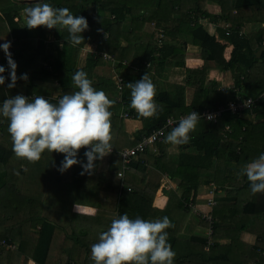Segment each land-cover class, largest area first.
I'll list each match as a JSON object with an SVG mask.
<instances>
[{
  "label": "trees",
  "instance_id": "16d2710c",
  "mask_svg": "<svg viewBox=\"0 0 264 264\" xmlns=\"http://www.w3.org/2000/svg\"><path fill=\"white\" fill-rule=\"evenodd\" d=\"M41 3H48L55 8L66 7L74 16L85 17L88 29L81 33L84 43L69 44L67 30L52 29V37L71 47L74 53L62 59L53 57L44 43L49 30L44 27L27 29L26 24L19 18L16 19L18 14H12L8 10L14 8L16 3H12V0H0L2 15L5 14L6 19L15 25V28L5 29V34H0V45L10 42L9 51H12L11 57L17 65L16 74L18 70H24L22 74H27V80H20V76H17L16 86L9 89L7 59L0 50V66L5 68L3 75L6 77L5 83L0 85V106L4 99L18 94L25 97L43 96V91L48 89L40 86L45 82L52 85L53 92H58V97L48 98L50 102L56 103L63 95L78 91L73 85L72 76L76 71L83 70L92 81L93 87L104 91L114 102L109 109L112 113L110 119L113 151L103 160L95 162L91 175H81L80 164L61 174L57 169L64 159L63 154L42 153L41 159L35 163L16 158L11 150L8 121L0 117V241L5 243L0 248V264H27L28 260L35 264H69L70 260V264H94L90 258L92 244L79 241L76 236L73 238V233L65 222L58 228L49 221L54 220L55 215L52 209L44 205L45 198L42 195L46 193L50 202L52 192L59 200L67 199V202L94 206V218L85 219L97 225L103 222L97 217L107 221L124 213L130 219L139 217L149 221L167 216L173 225L166 229L167 242L171 243L175 252L172 241L173 233L177 234L181 226L179 218L183 217L184 208L187 209L189 202L196 207L193 203L202 187H206L207 193L212 194L216 200L213 207L214 246L206 252V240H195L190 251L197 261H183L180 258L177 259L181 261L178 263L174 258V264H200V258L204 264H219L217 260L221 261L220 264H248L249 260H253L247 257L250 252L247 255L243 252L244 247L231 255L233 246L230 245L235 238L229 241L228 249L216 241L217 232H230L234 227L241 228L238 232L247 230L246 221L250 214L255 217L264 212V193L251 194L247 178L237 175L250 162L245 140L254 130H258L259 119L264 120V85L261 83L264 52L257 59V50L252 49L248 39V34L254 27H262L263 30L260 29L257 37L253 35L252 41L255 38L257 48L264 44V0H41ZM150 12L152 14L149 15ZM147 19L154 20V26L161 28L162 32L155 49L150 50L151 42L145 44L142 57L137 58V43L141 44L139 33L142 27L146 28ZM207 25H212L213 34L209 33ZM246 27L251 32L248 33ZM167 37L172 42L166 41ZM178 38L181 39V47L175 43ZM86 43L94 45L95 52L88 54L84 65L78 69L74 65V59ZM228 44L231 50L228 58H225L224 52ZM189 46L199 50L203 67L197 70L186 69L184 85L167 84L168 71L163 64H168V67H183L184 54L180 48L185 50ZM101 52L113 57L117 74L122 78L119 102L113 99L118 92L115 80L110 74L98 73L101 67L106 69L108 66L99 54ZM26 67L28 71L25 70ZM209 70L229 74L234 80V87L239 89L238 92L234 88L227 89V92L216 91L218 86L207 78ZM145 72L152 74L154 85L161 84L156 90L154 100L163 110L151 118L141 117L129 107L131 90L127 88V84L138 81ZM188 87L193 89L194 95L190 104L186 105ZM212 90L224 97L217 95L218 98L208 104L207 109L211 106H224L228 101L239 97H250L255 103L240 115L224 113L216 123L204 122L207 125H200V131L190 132L189 144L178 146L183 154L175 162L167 160L165 163V135L162 142L154 145L159 149L158 155L152 152L151 147H147L144 152L139 153L136 161L128 165L123 179L116 178L122 168L119 155L121 150L133 147L143 136L163 127L169 118L178 119L180 115L192 111L199 113L203 110L200 105L202 100L214 98L208 95ZM125 112L132 116L128 120L142 123V128L134 133L132 140L125 132L126 119L119 117ZM255 120L258 123L253 125ZM226 125L231 130L226 134L224 143H221ZM191 149L193 151H189ZM86 150L80 149L77 157L85 163ZM262 153L264 144L258 155ZM220 162L221 166H217ZM157 173L159 176L165 174L171 179H179L183 189L180 198L174 192L171 193L162 209L153 206L155 193L160 186ZM235 180H241V184L233 185ZM208 197L206 194V201ZM50 204L53 206L52 202ZM64 210L66 208L58 211L60 217L56 220L70 222L71 217L63 215ZM228 214H231L229 220ZM40 224V230L35 232V226ZM201 225L203 228L207 227L204 222ZM54 234L59 238L54 239ZM14 245L16 251L7 248ZM255 246L264 250L263 245ZM177 255H183V252H175V256ZM212 258L214 260L208 262Z\"/></svg>",
  "mask_w": 264,
  "mask_h": 264
},
{
  "label": "clouds",
  "instance_id": "9594fccd",
  "mask_svg": "<svg viewBox=\"0 0 264 264\" xmlns=\"http://www.w3.org/2000/svg\"><path fill=\"white\" fill-rule=\"evenodd\" d=\"M26 28L29 30L44 27L48 30H67V43H84L81 33L88 29L87 19L74 16L66 7L55 8L48 3H35L24 9ZM10 42L0 45L7 59L10 80L7 87L14 88L17 82V65L9 51ZM63 47V44L60 45ZM106 56V55H105ZM5 68L0 66V85L5 83ZM20 80H27L22 74ZM73 85L78 91L65 94L56 103L42 95L29 99L16 95L3 100L0 117L8 121L7 131L12 142V152L16 158L35 163L41 154H63L64 159L57 169L61 174L72 166L80 164L81 175H91L95 162L103 160L111 153V115L109 109L113 101L102 90H96L83 70L72 76ZM131 90L129 107L141 117L151 118L163 109L154 100L155 85L148 73L134 82L128 83ZM201 115L192 111L179 119V122L166 135L164 143L173 146L189 144V133L195 131ZM206 119H213L212 115ZM86 163L77 159L80 149ZM239 176H245L253 195L264 193V153L247 163ZM173 227L167 216L162 219H130L127 213L112 219L107 230L98 236V242L91 245L90 258L94 264H174L175 252L168 241L166 229Z\"/></svg>",
  "mask_w": 264,
  "mask_h": 264
},
{
  "label": "crops",
  "instance_id": "0c3cea01",
  "mask_svg": "<svg viewBox=\"0 0 264 264\" xmlns=\"http://www.w3.org/2000/svg\"><path fill=\"white\" fill-rule=\"evenodd\" d=\"M34 1H36V0H17L14 8H10L8 10L12 11V14H14V12H16L18 14V16H16V19L19 18V20H21L24 24H26L25 13H24V9H25L24 5L30 4V3L31 4L37 3V2H34ZM13 2H15V0H12V3ZM39 3H41V0L39 1ZM8 10H6V11H8ZM14 10H16V11H14ZM2 14L3 13H2V11L0 9V34L3 33V32L5 34V29L15 28V25H12L10 23V21H8V19H6L5 14L4 15H2ZM258 34H259V32H258ZM10 41H12L11 38H10ZM44 43L46 45V49H48V53H50V55H52L55 58L62 59V58H66L69 55L68 54V49H67V54H65V49H66L65 46H67V45L64 44V42H62V41L55 40L52 37L51 30H49V32L46 34V40H45ZM61 44H63V47L60 46ZM90 45L91 44L86 43L85 46H83L80 49V51L76 55V58L74 59V57H73L74 65H75L76 68H78V69L81 68L84 65V63H85L86 56L88 54H90V53L86 52V48L89 49V50H95V46L93 45V48L91 49ZM251 45H252V49H256L257 43L255 41V38L252 41ZM193 48L194 47H191V49H190V46H189L188 50L190 49V51H191ZM61 49L64 50V53L56 56V54H58V52ZM226 50H227V52L225 54V57L228 58L229 52L231 50L230 44H228L226 46ZM54 51H55L56 54L54 53ZM73 55H74V53H73ZM193 57H197V56L191 55V57L189 56V57H187V59H185V55H184V66L186 68H184V66L183 67H176L175 66V67L179 68V69H182L183 70L182 74H185V70L186 69H196V70L200 69V68H198L199 65H196L197 63H193L192 65L187 66V64H188V62H190V60H193L195 62H197L196 61L197 59L199 60V58H193ZM105 62L107 63L106 65H108V66H107L106 69L101 67L99 69V71H98L99 75L110 74L112 76V78L115 80V78L118 77V74H117L118 71H117V69L115 67L116 66L115 65L116 62H114V60L112 62L111 61H105ZM185 63H186V65H185ZM144 64L147 67L149 66L147 62H145ZM228 76H229V74L224 73V72H220V73L210 72L209 75H208V78L210 80L215 81V83H217L216 81L218 79L223 78V81L226 82V84H224V85L227 88H229V89H231V88L237 89V88L234 87L233 83H228ZM183 78H185V77H183ZM182 80H183V83H184V79H182ZM56 83L57 82H55V84ZM261 83L264 85V71H263V74H262V77H261ZM45 84L40 86L41 88L48 89L47 91H43L44 92L43 96L46 99L58 97L57 96L58 92L57 91L53 92L52 85L50 83H46V82H45ZM175 84H177V83H175ZM184 84L178 83V85H184ZM216 85L218 86V84H216ZM188 89H190V88H186V97H187V94H188V92H187ZM218 89H219V86H218L217 90ZM238 90H235V91L237 92ZM35 96L36 95H32V96L29 97V99H34ZM113 99H114V101L119 102L120 101V93L119 92L115 93ZM206 107H209V106L206 105L205 108ZM218 107H223V105H218L216 107H212L211 106V108H213V109H216ZM205 111H208L207 108H206ZM122 115H123V113H122ZM122 115L119 116L120 119L122 118L123 120H125L122 117ZM128 122H129L130 125L128 124ZM204 122H205L204 120H200V122L198 123V125L196 127V130H195L196 133L201 130L200 125L206 124ZM124 123H126V127H125L126 135L129 137L130 140H132L133 137H134L133 136L134 133L142 128V123L140 121L138 122V121H135V120H133V121L132 120H126V121H124ZM263 132H264V120L259 119V128H258L257 131L254 130V132L252 133V136L245 140L246 146L247 147L248 146L252 147V146H254L256 144V140L252 139V137L261 138V139H258V141L261 142V143L263 142V144H264V138H262ZM130 148H132V147H130ZM165 148H166V154H167V155L165 154L166 155L165 163L167 162V160L175 162L179 158V156L181 154H183L182 150H180L179 148L175 149V146H173V145H168V147L166 146ZM125 149H129V148H125ZM245 149H246V147H245ZM153 150H154L153 153L155 155L159 154L158 153L159 149L157 147L156 148L154 147ZM189 151H193V150L191 149ZM247 151H248V148H247ZM155 152H157V153H155ZM247 153L249 155L251 154L249 151ZM258 156L254 157V158H251L250 162L253 159L258 158ZM103 163H104V167H105V161ZM103 163H102V165H103ZM152 174H153V176H156L154 173H152ZM157 176H159V173H157ZM159 177H160V181H159V185L160 186H159V188L157 189V191L155 193L153 206L158 208V209H162V208H164V206H165V204H166V202L168 200V196L171 193L174 192L176 194V196L178 198H180L182 193H183V189H182V187L179 184L180 183L179 179H171L170 177H168L165 174L160 175ZM241 179H242V177H241ZM167 186H170V189H168ZM158 194L160 195L159 197L156 196ZM206 194L208 196H210L207 193V188L206 187L205 188L202 187L201 190H199V196L197 197L196 202L193 203V204L197 205V202H199L201 199L205 200ZM206 203H207V201L205 200V205H206ZM55 206H56V208H58V205H55ZM213 207H208L207 206V208H208L207 211L211 212V214H213ZM64 208H66V210H64V214L63 215H70V217H71L70 222L56 220V219H58V217H60L59 212L56 211V210H52L54 215H55V219L54 220L53 219H49V221L52 224H54L55 227L58 226V228H59V226H62L63 222H65L66 224H68V227L70 229L69 231H72V233L74 235V236L72 235L73 238L75 237V235H78L79 233L81 235L85 236V237H77V239L79 241H81L80 239H82V238H91L88 234H90V235L93 234L94 235V241H92L90 244L98 242L99 234L102 231L107 230V228L110 226V223H111V221L113 219L112 218V219H108L107 221H105V219L97 217L99 220H103L102 224L97 225V224L89 222L88 221L89 219L88 220L85 219L86 217L94 218L95 212H96V208L94 206L77 204V203H73L71 201V202H67L65 204ZM43 209H44V207H43ZM184 209H185V213L183 214V217L179 218L181 226H180V228H178V233L177 234L173 233L174 240L172 241V247L175 250L176 254L183 252V255L175 256V258H176L175 261L178 262V263L181 262V261L180 262L177 261V259H180V258H182L183 261H193V262L197 261V260H194V258L191 255V251H190V249L193 247L192 243H194L195 240H200V238H201V239H205L206 240L205 241V246H206V243H207L208 226L205 227V228H202L201 223H203L204 221L202 219H200V217H198L196 214H194L192 210L189 211V206H187V209L186 208H184ZM67 212H70V213H67ZM61 220H62V218H61ZM214 221H215V219H214ZM247 222H248V228H247V233H248L247 241H248V244L243 243L245 239H243L242 236H240L241 232H238V234H236L235 236H231V234H230L231 231L230 232H221V233L217 232L218 237H217V241L216 242H219L220 244L226 246V248L228 249L229 248V241L235 238L234 242H232V244L230 245V246H233V249H231L232 250L231 251V255H234L236 253V250H238L239 248L244 247V248H242V250H244L243 252L246 255H247V253L250 252V254L247 257L253 259V260H249L248 264H264V250H262L261 248L255 246L257 244L258 245H263V242H264V238H262L260 236V233H261L260 224L264 223V212L257 214V216H255V217H253L252 214H250V216L248 217ZM103 224H105V225H103ZM40 226H41V224L35 226V232H38L40 230ZM213 228H214V225H213ZM195 229H196L197 232H195ZM198 229L200 230V232H198ZM213 232H214V229H213ZM254 234H256V236L258 238L256 240H254L253 242H250L249 239ZM212 237H213V233H212V236H211V243L212 244L209 246V248L211 246L212 247L214 246L213 242H215V240L213 241ZM58 238L59 237L57 236V234H54V239H58ZM69 239H71V238H69ZM168 243L171 245L170 242H168ZM237 243L240 244L239 247L237 246ZM205 246H204V251L207 252L209 249L205 250ZM258 250L260 252H257ZM213 260H214V258L210 259L208 262H212ZM217 261H219V264L221 263L220 260H217ZM70 262H71V260L69 261V264H70ZM199 263L200 264H204L202 262V258H200ZM27 264H35V262H33L32 260H28Z\"/></svg>",
  "mask_w": 264,
  "mask_h": 264
},
{
  "label": "rangeland",
  "instance_id": "374dc122",
  "mask_svg": "<svg viewBox=\"0 0 264 264\" xmlns=\"http://www.w3.org/2000/svg\"><path fill=\"white\" fill-rule=\"evenodd\" d=\"M40 0H36V1H34V2H39ZM14 3H16V2H14ZM9 4V3H8ZM30 5H34V4H26V5H24V7H27V6H30ZM144 11H146V9L144 8ZM214 11H217V9H215ZM146 14V13H145ZM149 15L150 14H152L151 12L150 13H148ZM147 14V15H148ZM146 15V16H147ZM148 15V16H149ZM147 16V17H148ZM154 20H148L147 19V21L145 22L146 23V25H145V27L146 28H144L143 29V27H142V29L140 30V33H139V38H140V43L141 44H139V43H137V48H136V52H135V55H136V57L137 58H141L142 57V55H143V53H144V46L143 45H145V44H148V43H150L151 42V46H150V50H153V48H154V46L158 43V40L160 39V33L162 32V29L161 28H158V27H155L154 26V22H153ZM153 22V23H152ZM156 23V22H155ZM150 24H151V26H150ZM207 27H208V29H209V33H211V34H213V32H214V29L212 28V25H207ZM258 29V28H257ZM257 29H255V27H254V29H252V32H251V29L249 28V27H246V30H247V32L249 33V32H251L250 34H248V39H250V41H251V43H252V38L254 37V36H258V32L260 31V29L261 30H263V28L262 27H260L259 29H258V31H257ZM254 35V36H253ZM50 37V36H49ZM135 37H138L137 35L135 36ZM171 38V37H170ZM136 39H138V38H136ZM166 41H168V42H172L168 37H167V40ZM132 43H135V42H132ZM176 43V45L179 47H181V39L180 38H178L177 39V41L175 42ZM250 43V44H251ZM263 46H264V44H263ZM262 46V47H263ZM66 47V49H65V54H67V49H68V54H72L73 53V51H72V48L71 47H69V46H65ZM90 47H91V49L93 48V45L91 44L90 45ZM155 49V48H154ZM181 50H182V54H184L185 55V59H187V57H191V55H195V56H197V57H193V58H199V60L197 59L196 61L197 62H195V61H193V60H190V62H188V64H187V66H189V65H192L193 63H197L196 65H199L198 66V68H202L203 67V61L201 60V58H200V54H199V50L198 49H196V48H193L191 51H190V49H191V47H190V49L188 50V49H185V50H183L182 48H180ZM260 49H261V47L260 48H257L256 47V55L258 54V52L260 51ZM195 51V52H194ZM86 52H88V53H90L89 52V49H87L86 48ZM226 52H227V50L225 49V52H224V57H225V54H226ZM54 53H55V51H54ZM64 53V50L63 49H61L59 52H58V54H56V56L57 55H60V54H63ZM84 55V54H83ZM183 55V56H184ZM226 58V57H225ZM164 66L163 67H165V70H167L168 72V79L166 80V82H167V84H169V85H174L175 83H181V84H184L185 83V78H183V77H186V73L185 74H182L183 73V70L182 69H179V68H176L174 65H171V66H169L168 67V64H166V63H164L163 64ZM185 65H186V63H185ZM184 68H186L185 66H184ZM25 70H27L28 71V67H26L25 68ZM24 70H18L17 71V76L19 77V76H21L22 75V72H23ZM210 71V70H209ZM213 71V70H212ZM212 71H210V72H212ZM208 74H209V72H208ZM233 74V73H232ZM149 77L151 78L152 77V74H149ZM207 78H208V76H207ZM182 79H184V83H183V80ZM215 82V81H214ZM217 83H215V84H218V86H219V89L218 90H216V91H223V92H227V89H229V88H227L224 84H226V82H224L223 81V78H220V79H218L217 81H216ZM228 83H233V85H234V80H233V78L231 77V76H228ZM54 84H55V82H54ZM46 85V84H45ZM167 86V85H166ZM158 87H161V84H159V83H157L156 85H155V89L156 90H158ZM189 88V87H188ZM237 90V89H236ZM187 92H188V94H187V97H186V102H185V104L186 105H189V103L191 102V100H192V98H193V95H194V92H193V89H188L187 90ZM238 92V91H237ZM210 97L211 96H214V98H210L209 100H207V101H204V100H202V102H201V106H203L202 108H203V110H201L200 112H199V114L201 115V113L203 112V111H205L206 110V108H205V106L206 105H208V104H212L217 98H218V96L219 97H224V95L223 94H218V93H215V92H213V90H212V93H209L208 94ZM218 95V96H217ZM211 109H213V108H210V109H207V110H211ZM262 120H263V118H261ZM126 120H128V119H126ZM130 120V119H129ZM258 122L257 121H255V122H253V125H255V124H257ZM128 124H129V122H128ZM130 125V124H129ZM124 127H126V123H124ZM257 131V130H256ZM169 133V132H168ZM167 133V134H168ZM166 134V135H167ZM252 136V135H251ZM250 136V137H251ZM225 136H223V138H222V140H221V143H224V140H225ZM252 139H254V140H256V144L254 145V146H252V147H250V146H248L247 148H248V151L251 153L250 154V159L251 158H254V157H256V156H258V153H259V150H260V148H261V146L263 145V142L261 143V142H259L258 141V139H261V138H259V137H252ZM165 145L168 147V145H171V144H166L165 143ZM175 149H178V146H175ZM152 150H153V148H152ZM220 151L222 152V149H220ZM43 153H48V151L47 150H45ZM155 153H157V152H155ZM221 164V162L218 164L217 163V166H221L220 165ZM103 167H104V165H103ZM234 185H240L241 184V180H235V181H233L232 182ZM168 187V189H170V186H167ZM47 192V191H46ZM43 196V198H45V202H44V205L46 206V207H49L50 209H52V210H56V211H60V210H62L63 208H64V206H65V204L67 203V199L65 200V199H61V200H59V199H57L56 197V194L55 193H53L52 192V194H51V196L52 197H50V202H52L53 203V206L50 204V202H49V199L47 198V194L45 193V194H43L42 195ZM156 196H160L159 194L158 195H156ZM46 199H48V202L46 201ZM49 205H51V206H49ZM55 205H58V208H56V206ZM46 207H44V208H46ZM196 208L198 209V210H200V211H202V212H206L207 210H208V208H207V206L205 205V200L204 199H201L199 202H197V205H196ZM212 216H213V218H214V215L212 214ZM227 217H228V220H229V218H231V214H228L227 215ZM247 222V221H246ZM248 223V222H247ZM203 228V227H202ZM260 228H261V233H260V236L262 237V238H264V223H262V224H260ZM241 228H239V227H234L233 228V231H231V236H235L236 234H238V231L240 230ZM195 232H197L196 231V229H195ZM198 232H200V230L198 229ZM202 232V231H201ZM91 238H82V239H80L81 241H83V242H85L86 244L87 243H91L92 242V240H93V238H94V235L92 234V235H90V234H88ZM87 235V236H88ZM76 237H85V236H83V235H81L80 233L78 234V235H75ZM240 236H242V238L243 239H245L244 240V242L243 243H245V244H248V241H247V237H248V233H247V230H244V231H241V233H240ZM231 238V237H230ZM258 237L256 236V234H254L250 239H249V241L250 242H253L254 240H256ZM242 240V239H241ZM242 245V244H241ZM237 246L239 247L240 246V244L239 243H237ZM244 246V245H243ZM263 246H264V242H263ZM205 248H206V246H205ZM12 249L13 250H15L16 249V247H12Z\"/></svg>",
  "mask_w": 264,
  "mask_h": 264
},
{
  "label": "built area",
  "instance_id": "2783aa9c",
  "mask_svg": "<svg viewBox=\"0 0 264 264\" xmlns=\"http://www.w3.org/2000/svg\"><path fill=\"white\" fill-rule=\"evenodd\" d=\"M89 52L90 53H94L95 50H89ZM10 53L12 54V51H10ZM99 54L103 57L104 60L111 61V62L113 61V57L111 55H109V54H107L105 52H101ZM115 85H116L117 91L119 93H121V90H122V78L120 76L115 78ZM254 103H255V100L250 98V97H247V98H244V97L235 98L234 100L228 101L226 103V105L223 106V107H218L216 109L203 111L201 113V118H202L201 120H204L205 122H209V123H216L217 120L220 119L224 113L229 112L231 114L240 115V113L243 110L250 109L254 105ZM186 115H188V114H186ZM186 115H180V117H178V119H173V118L167 119V121L163 125V127L153 131L152 133H150L147 136H143L141 138V140L135 144L134 147L129 148V149H124V150L120 151L119 155H120L121 160H122V168L116 175L117 179L122 180L125 171L128 169V165L132 161H136L138 159L139 153L144 152L147 147L154 148L155 144L162 142L164 137H165V135H166V131L169 128H173L179 122V119L181 117H183V116H186ZM208 115H212L213 119H211V120L206 119V116H208ZM122 117L124 119H128V118L132 119V116H129L128 112L123 113ZM224 130H225V132H223L224 133L223 136H226V134L230 132L231 127L229 125H226L224 127ZM112 151H111V153H112ZM153 151L154 150H152V152ZM206 205L208 207H213L215 205V200H214L212 194L207 199ZM187 206H190V208L193 211V213L196 214L198 217H200V219H202L208 226L207 243H206V248H205V250H208L209 246L212 244L211 243V236H212V233H213L214 218H213L211 212H209V211L201 212L195 206H193L190 202L187 204ZM4 244L5 243L3 241H0V248ZM12 247H14V246H7V248H11V249H12ZM257 252H260V251L258 250Z\"/></svg>",
  "mask_w": 264,
  "mask_h": 264
},
{
  "label": "water",
  "instance_id": "95a60500",
  "mask_svg": "<svg viewBox=\"0 0 264 264\" xmlns=\"http://www.w3.org/2000/svg\"><path fill=\"white\" fill-rule=\"evenodd\" d=\"M264 52V46L261 47L260 51L258 52V54L256 55L257 59L260 58L261 54Z\"/></svg>",
  "mask_w": 264,
  "mask_h": 264
}]
</instances>
